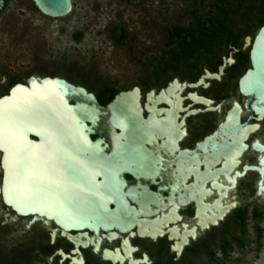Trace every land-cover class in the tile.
Returning a JSON list of instances; mask_svg holds the SVG:
<instances>
[{
    "label": "flooded vegetation",
    "instance_id": "flooded-vegetation-1",
    "mask_svg": "<svg viewBox=\"0 0 264 264\" xmlns=\"http://www.w3.org/2000/svg\"><path fill=\"white\" fill-rule=\"evenodd\" d=\"M185 1L188 19L169 23L131 88L0 60V100L48 77L87 90L71 103L95 121L88 149L79 140L69 163L67 146L53 154L31 135L28 158L44 187L78 198L90 183L99 211L81 230L20 213L5 200L0 142V251L12 242L33 264H264V0Z\"/></svg>",
    "mask_w": 264,
    "mask_h": 264
},
{
    "label": "rangeland",
    "instance_id": "rangeland-1",
    "mask_svg": "<svg viewBox=\"0 0 264 264\" xmlns=\"http://www.w3.org/2000/svg\"><path fill=\"white\" fill-rule=\"evenodd\" d=\"M8 1L0 10V60L19 73L46 68L83 80L95 73L128 88L144 74L145 61L160 54L169 23L177 15L188 19L190 8L185 0H74L71 15L51 19L31 0ZM80 31L85 36L77 41ZM16 250L12 242L2 245L0 264H33Z\"/></svg>",
    "mask_w": 264,
    "mask_h": 264
},
{
    "label": "water",
    "instance_id": "water-1",
    "mask_svg": "<svg viewBox=\"0 0 264 264\" xmlns=\"http://www.w3.org/2000/svg\"><path fill=\"white\" fill-rule=\"evenodd\" d=\"M31 1L42 15L51 19L65 18L74 11V0ZM5 7L6 1L0 0V10ZM87 94L84 87L59 77H48L42 84H32L31 88L17 85L11 96L0 100V142L7 152L4 179L6 202L22 214L38 213L55 218L67 230L92 227L89 222L98 217L99 211L91 206L94 199L88 187L90 183H84L87 188L78 198L70 188L66 193L60 187H44L48 185L47 177L39 172L32 180L28 154L31 135L52 139L50 146L53 154L60 153V146H67L69 163L75 160L76 148L81 144L79 140L88 149L92 133L88 122L94 124L95 121L86 105L71 103L79 95ZM92 99L95 101V98ZM122 100L117 97L110 107L121 106ZM60 139H66V145ZM99 217L104 218L102 215Z\"/></svg>",
    "mask_w": 264,
    "mask_h": 264
},
{
    "label": "trees",
    "instance_id": "trees-1",
    "mask_svg": "<svg viewBox=\"0 0 264 264\" xmlns=\"http://www.w3.org/2000/svg\"><path fill=\"white\" fill-rule=\"evenodd\" d=\"M5 1H6V7H7L9 1L8 0H5ZM121 31H122V37H121V39H126L127 38V35H126L124 29L121 28ZM84 36L85 35H84V32L83 31H80V32H78V33L75 34V37H76L77 41H82L83 38H84Z\"/></svg>",
    "mask_w": 264,
    "mask_h": 264
}]
</instances>
